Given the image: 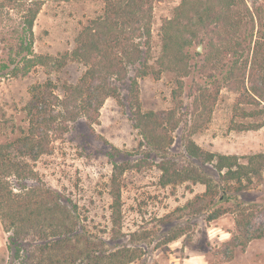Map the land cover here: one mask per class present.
Returning <instances> with one entry per match:
<instances>
[{
    "label": "trees",
    "instance_id": "trees-1",
    "mask_svg": "<svg viewBox=\"0 0 264 264\" xmlns=\"http://www.w3.org/2000/svg\"><path fill=\"white\" fill-rule=\"evenodd\" d=\"M49 1L72 0H0V80L26 76L39 66L57 71L67 59L85 68L75 84L61 87L60 97L46 87L35 91L26 105L28 128L0 144V223L10 264H128L135 259V253L123 249L95 252L93 247L99 244L85 236L76 208L61 193L45 187L30 167L31 162L50 152V133L65 132L68 123L79 117L95 122L104 101L118 97L120 84L127 87L126 102L140 146L159 159L161 185L187 180L205 184L201 171L210 164L219 175L216 187L221 195L216 203L230 202L238 207L242 201L236 194L264 183V153L240 161L237 156L204 152L190 139L210 122L223 88L237 94L235 114L243 112L242 105L264 104V66L259 64L258 55L249 68L248 61L243 63L240 58L250 48L255 28L254 16L243 7V0H181L172 17L162 22L161 52L153 66L149 64L151 13L154 3L161 0H96L103 6L102 14L87 22L70 53L60 59L37 55L33 49L34 23ZM195 44L204 46L202 55L191 52ZM229 53L237 55V60L230 65L227 60L222 63ZM166 71L178 77L171 94L175 107L143 112L137 80L147 76L159 80ZM185 87L195 115L181 143L198 172L179 170L168 153L173 145L172 132L181 124L176 107L182 105ZM50 107L58 109L56 115ZM263 126L261 122L238 128L258 130ZM114 169L118 174L127 170L116 165ZM118 197L119 193L113 215L119 211ZM258 211H232L236 214V234L221 248L227 258L237 249L243 252L250 242L264 239V223L257 221ZM227 212V208H216L207 221ZM261 214L264 220V210ZM115 240L113 236L109 241Z\"/></svg>",
    "mask_w": 264,
    "mask_h": 264
},
{
    "label": "rangeland",
    "instance_id": "rangeland-1",
    "mask_svg": "<svg viewBox=\"0 0 264 264\" xmlns=\"http://www.w3.org/2000/svg\"><path fill=\"white\" fill-rule=\"evenodd\" d=\"M243 1V7L254 16L255 28L251 46L240 58L243 63L248 61L249 68L252 58L256 56L257 59L258 55L259 64L264 66V0ZM180 2L161 0L153 5L149 40L151 66L161 52L162 22L172 17ZM102 8L96 0L45 3L33 27L34 52L56 59L67 55L80 30L89 20L101 15ZM255 41L258 47L254 48ZM198 46H201L199 53L202 55L203 45L195 44L191 52H198ZM237 57L229 53L222 63L228 61L230 65ZM84 69L81 63L67 59L57 71L39 66L26 76L0 80V144L16 138L28 128L26 105L35 91L46 87L61 96V87L75 84ZM177 79L174 73L167 71L159 80L150 76L138 79L141 110L158 112L174 108L171 94ZM190 79L185 82L190 83ZM194 79L197 80V76ZM187 94L185 87L182 105L176 107L181 124L172 132L173 145L168 153L179 170L198 172V167L188 161L181 143V138L189 134L194 114ZM126 96L127 87L120 84L118 97L104 101L95 122L79 117L68 123L65 132L50 133V152L30 163L45 187L61 193L70 206L76 208L85 236L91 237L93 244H99L93 247L95 252L99 249L128 250L135 253V259L128 264H264V239L250 242L243 252L235 250L231 258L221 250L236 234V214L232 213L235 209L245 213L259 210L257 221L264 223L261 217L264 183L236 194L237 200L242 201L238 207L230 202L216 203L221 195L216 187L219 175L210 164L203 166L201 171L205 184L187 180L161 185L159 159L140 146ZM236 98L235 92L221 89L210 122L190 139L204 152L233 155L244 161L245 156L264 153V126L258 130L238 127L264 122V104L242 105L243 112L235 114ZM57 110L50 107L53 115ZM115 165L127 170L118 174ZM117 193L119 211L113 215ZM219 207L227 208L228 212L208 222L209 214ZM4 236L6 238L5 233ZM113 236L115 243L109 241ZM101 241L109 245L100 246ZM0 264H10L7 251L0 253Z\"/></svg>",
    "mask_w": 264,
    "mask_h": 264
},
{
    "label": "crops",
    "instance_id": "crops-1",
    "mask_svg": "<svg viewBox=\"0 0 264 264\" xmlns=\"http://www.w3.org/2000/svg\"><path fill=\"white\" fill-rule=\"evenodd\" d=\"M2 251H7V250H6V238L4 236V232L0 223V253Z\"/></svg>",
    "mask_w": 264,
    "mask_h": 264
},
{
    "label": "water",
    "instance_id": "water-1",
    "mask_svg": "<svg viewBox=\"0 0 264 264\" xmlns=\"http://www.w3.org/2000/svg\"><path fill=\"white\" fill-rule=\"evenodd\" d=\"M197 51H198V52L201 51V46H198Z\"/></svg>",
    "mask_w": 264,
    "mask_h": 264
},
{
    "label": "clouds",
    "instance_id": "clouds-1",
    "mask_svg": "<svg viewBox=\"0 0 264 264\" xmlns=\"http://www.w3.org/2000/svg\"><path fill=\"white\" fill-rule=\"evenodd\" d=\"M211 234H213L214 235V233H211ZM223 238V237H222Z\"/></svg>",
    "mask_w": 264,
    "mask_h": 264
}]
</instances>
